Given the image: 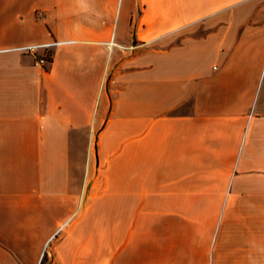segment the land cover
<instances>
[{
    "label": "crops",
    "instance_id": "obj_1",
    "mask_svg": "<svg viewBox=\"0 0 264 264\" xmlns=\"http://www.w3.org/2000/svg\"><path fill=\"white\" fill-rule=\"evenodd\" d=\"M0 264H264V0H0Z\"/></svg>",
    "mask_w": 264,
    "mask_h": 264
},
{
    "label": "built area",
    "instance_id": "obj_2",
    "mask_svg": "<svg viewBox=\"0 0 264 264\" xmlns=\"http://www.w3.org/2000/svg\"><path fill=\"white\" fill-rule=\"evenodd\" d=\"M62 42H50L44 44H31L25 47H22L21 50L30 54L34 59V65L39 67H46L50 63V53L45 52L44 54H38L39 49H49L52 46L60 44ZM122 47V46H120ZM133 48V47H132Z\"/></svg>",
    "mask_w": 264,
    "mask_h": 264
},
{
    "label": "rangeland",
    "instance_id": "obj_3",
    "mask_svg": "<svg viewBox=\"0 0 264 264\" xmlns=\"http://www.w3.org/2000/svg\"><path fill=\"white\" fill-rule=\"evenodd\" d=\"M50 55V54H49ZM50 61H51V55H50Z\"/></svg>",
    "mask_w": 264,
    "mask_h": 264
}]
</instances>
